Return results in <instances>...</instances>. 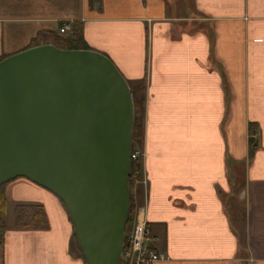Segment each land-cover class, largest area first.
Here are the masks:
<instances>
[{"label": "crops", "instance_id": "1", "mask_svg": "<svg viewBox=\"0 0 264 264\" xmlns=\"http://www.w3.org/2000/svg\"><path fill=\"white\" fill-rule=\"evenodd\" d=\"M75 22L128 82L145 81L135 217L167 256L155 264H264V0H0V57ZM5 193L41 205L48 229L8 216L0 264H84L56 196L27 180Z\"/></svg>", "mask_w": 264, "mask_h": 264}, {"label": "water", "instance_id": "2", "mask_svg": "<svg viewBox=\"0 0 264 264\" xmlns=\"http://www.w3.org/2000/svg\"><path fill=\"white\" fill-rule=\"evenodd\" d=\"M134 121L129 83L101 52L47 44L0 61V185L56 196L86 264H119Z\"/></svg>", "mask_w": 264, "mask_h": 264}, {"label": "trees", "instance_id": "3", "mask_svg": "<svg viewBox=\"0 0 264 264\" xmlns=\"http://www.w3.org/2000/svg\"><path fill=\"white\" fill-rule=\"evenodd\" d=\"M51 44L61 50H78L89 49L84 42L82 34V24L75 22L72 25L71 33L68 35H59L54 32L45 31L38 33L30 42L27 48H32L40 45ZM105 55V54H104ZM8 56L0 57V61ZM129 83L130 90L133 96L135 108V121L132 133V152H138L139 158L137 161L131 163V170L129 176L130 186V212L129 219L125 228V235L131 232L134 225L136 208L143 197V187L135 185L133 179L139 183L144 179L142 152H143V138H144V115H145V81L138 83ZM250 152L255 149L253 140L249 138ZM250 153V154H251ZM7 184L0 185V245L3 244L4 235L8 230V202L6 198ZM65 209V208H64ZM14 213V229L18 231H46L48 229V221L44 209L39 204H17L13 210ZM67 213V212H66ZM68 215V214H67ZM69 218V216H68ZM70 219V218H69ZM72 242L74 243L73 251L83 260L81 256L78 243L73 234Z\"/></svg>", "mask_w": 264, "mask_h": 264}, {"label": "built area", "instance_id": "4", "mask_svg": "<svg viewBox=\"0 0 264 264\" xmlns=\"http://www.w3.org/2000/svg\"><path fill=\"white\" fill-rule=\"evenodd\" d=\"M70 29L67 25H62L59 29L60 35H66ZM249 138L256 139L255 134H250ZM138 152L131 153V162L137 161ZM135 185L139 182L133 179ZM145 184V181H144ZM151 233L144 219L135 217L131 232L125 235V242L120 255L119 264H155L167 259L164 253L158 252L150 245Z\"/></svg>", "mask_w": 264, "mask_h": 264}, {"label": "rangeland", "instance_id": "5", "mask_svg": "<svg viewBox=\"0 0 264 264\" xmlns=\"http://www.w3.org/2000/svg\"><path fill=\"white\" fill-rule=\"evenodd\" d=\"M68 35V34H67ZM65 36V35H64ZM94 50V49H93ZM95 51H98V50H95ZM101 52V51H100ZM101 53H104V52H101ZM18 180H26V179H24V178H19V179H16V180H14V181H12V182H10V183H8L7 185L8 186H12V184L13 183H15V182H17ZM28 181V180H27ZM137 185H139V186H141V187H143V189H142V192H143V194H144V188H145V184H144V179L140 182V183H138ZM9 203H8V216H9V223L10 224H13V222H14V213H13V210H14V207H15V204H14V202H12L13 200L11 199V198H9ZM63 206V205H62ZM74 243L72 242V244H71V247H72V249L74 248Z\"/></svg>", "mask_w": 264, "mask_h": 264}]
</instances>
